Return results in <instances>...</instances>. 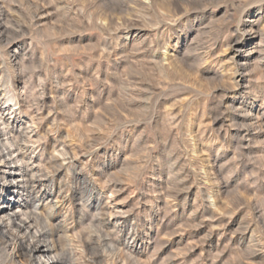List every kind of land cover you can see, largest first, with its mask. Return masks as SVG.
<instances>
[{
	"label": "rangeland",
	"instance_id": "374dc122",
	"mask_svg": "<svg viewBox=\"0 0 264 264\" xmlns=\"http://www.w3.org/2000/svg\"><path fill=\"white\" fill-rule=\"evenodd\" d=\"M0 29V206L57 257L264 264V0H0Z\"/></svg>",
	"mask_w": 264,
	"mask_h": 264
},
{
	"label": "bare ground",
	"instance_id": "6f19581e",
	"mask_svg": "<svg viewBox=\"0 0 264 264\" xmlns=\"http://www.w3.org/2000/svg\"><path fill=\"white\" fill-rule=\"evenodd\" d=\"M2 33L3 30L0 29V35ZM9 134L10 139L8 143L16 145V148L11 152L7 150L8 148L5 149V142L1 138L2 134L0 133V175L3 174L5 178L7 177V179L10 180L9 183L11 186H9V188L15 187L17 189V185L13 183L16 179L14 177L16 169L10 166L7 171H3L1 164H9L15 161L24 160L20 147L17 146L18 141L23 138L20 139L21 134L19 132L13 134V131H10ZM12 153L16 154V156L14 155L15 157L11 159ZM28 172L24 171L21 175V177H23V183L35 182L33 174L30 175ZM7 189H3V191ZM14 191H12L9 195H12ZM11 198V196L8 198L6 197V199L2 202L3 205L0 206V251L4 254L3 257L5 256L4 259L0 261V264H16L17 260L20 264H65V261H63L61 257L59 258L58 254V257L55 255L58 247L52 242L50 238L52 232L47 231L48 227H44L46 229L44 231L40 229L38 230L37 227H35V220L38 215L36 212L38 209L37 206H32L31 211V213L35 215V217L32 215L35 219H31L32 221L30 220L29 222L24 221L17 218V213L12 210ZM51 199V193L43 191L41 192L40 197L36 198L34 201H36L38 205L43 201H46V203L51 202ZM58 202L60 201L58 200ZM27 218H30L29 215ZM45 257L47 258L46 262L42 260Z\"/></svg>",
	"mask_w": 264,
	"mask_h": 264
}]
</instances>
